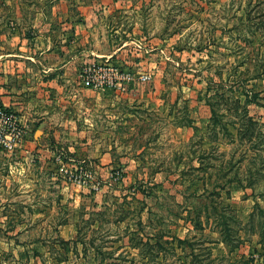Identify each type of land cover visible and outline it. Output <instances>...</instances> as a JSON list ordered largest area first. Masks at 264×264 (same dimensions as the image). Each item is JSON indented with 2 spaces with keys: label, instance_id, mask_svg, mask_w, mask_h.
<instances>
[{
  "label": "rangeland",
  "instance_id": "374dc122",
  "mask_svg": "<svg viewBox=\"0 0 264 264\" xmlns=\"http://www.w3.org/2000/svg\"><path fill=\"white\" fill-rule=\"evenodd\" d=\"M0 111V264H264V0H0Z\"/></svg>",
  "mask_w": 264,
  "mask_h": 264
},
{
  "label": "built area",
  "instance_id": "2783aa9c",
  "mask_svg": "<svg viewBox=\"0 0 264 264\" xmlns=\"http://www.w3.org/2000/svg\"><path fill=\"white\" fill-rule=\"evenodd\" d=\"M152 79L150 74H141L139 76V80L140 81H144V82H150V80ZM4 113H2V111H0V115H3Z\"/></svg>",
  "mask_w": 264,
  "mask_h": 264
},
{
  "label": "crops",
  "instance_id": "0c3cea01",
  "mask_svg": "<svg viewBox=\"0 0 264 264\" xmlns=\"http://www.w3.org/2000/svg\"><path fill=\"white\" fill-rule=\"evenodd\" d=\"M48 50H50V49H48ZM61 63L66 65L65 63H67V60H63Z\"/></svg>",
  "mask_w": 264,
  "mask_h": 264
},
{
  "label": "trees",
  "instance_id": "16d2710c",
  "mask_svg": "<svg viewBox=\"0 0 264 264\" xmlns=\"http://www.w3.org/2000/svg\"><path fill=\"white\" fill-rule=\"evenodd\" d=\"M214 112H213V110H212V114H213Z\"/></svg>",
  "mask_w": 264,
  "mask_h": 264
}]
</instances>
